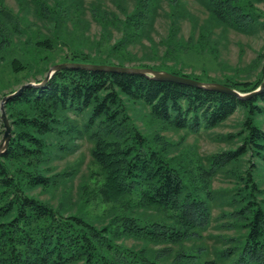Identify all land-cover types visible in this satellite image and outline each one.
Returning <instances> with one entry per match:
<instances>
[{
    "label": "trees",
    "instance_id": "obj_1",
    "mask_svg": "<svg viewBox=\"0 0 264 264\" xmlns=\"http://www.w3.org/2000/svg\"><path fill=\"white\" fill-rule=\"evenodd\" d=\"M263 2L18 0L22 18L49 28L31 35L29 25L11 26L8 9L0 15V87L9 90L2 96L40 82L57 62L133 63L252 91L264 77V51L247 64L241 45L235 63L223 54L231 33L264 31ZM161 19L166 31L156 40ZM92 21L98 35L89 44L77 34ZM136 106L161 128L193 134L239 108L244 117L221 136L235 145L206 156V165L156 130L142 131L130 113ZM4 107L11 137L0 155V264H264V89L239 99L139 74L66 68ZM84 138L91 168L74 190L80 163L58 168L55 160ZM223 170L235 182L216 193ZM214 203L221 211L213 218ZM213 221L221 232L206 234Z\"/></svg>",
    "mask_w": 264,
    "mask_h": 264
},
{
    "label": "rangeland",
    "instance_id": "obj_2",
    "mask_svg": "<svg viewBox=\"0 0 264 264\" xmlns=\"http://www.w3.org/2000/svg\"><path fill=\"white\" fill-rule=\"evenodd\" d=\"M259 6L264 10V2L259 4ZM18 7H19L18 0H0V9H1L0 15H3L4 17L8 9V12H10L14 18V20L12 21V24L11 22H9V24H11V26L15 25L16 28L20 27L19 25L23 27L29 25L26 29L30 32L31 35H34V33L38 29L41 30L42 28H44L43 27L44 25L42 24L41 21H39L40 23H37V22L34 23L35 20L33 16L31 15L24 14L22 18V14L18 11ZM86 16L88 17V19H91L89 15H86ZM3 19L4 18H2L1 21H3ZM1 21H0V24H1ZM47 28L49 27L44 28L45 31H47ZM165 31H166V23L164 22V20L161 19V21L157 23V32L154 33V38H156V40L159 39L161 36L165 34ZM97 32H98V25L92 21L90 28L87 31V34L85 33L83 38L81 35L77 34V37L80 38L81 41L83 40L84 42L88 41V43L90 44V42L92 41L90 39H93L94 37H96L98 35ZM183 33L184 35L187 34L186 26H184ZM85 37H88L87 38L88 40L84 39ZM229 38L231 42L229 46V51H227L226 53L224 52L223 55L231 63L236 62L238 47L240 45L243 46V49H244V57H243L244 64L249 63L256 56V53L258 51L259 52L264 51V31L261 29L257 30L252 35H242V34H237V33H231L229 35ZM16 44L18 45V43ZM84 50L88 51L87 49H84ZM44 53L46 52L43 51L42 55ZM53 56H56L55 52ZM149 63L151 62L149 61ZM131 64L133 63H130V64L127 63L126 65H131ZM184 70L186 72H190L191 68L187 66ZM193 71L195 73H200L201 68L200 67L194 68ZM209 74L210 76H213L214 72L210 71ZM37 77L40 78V75H38ZM7 91L9 90L2 89L0 87V99L2 97V93H5ZM147 112H148L147 108H142L140 106H136L135 110H130L131 117L133 118L135 123L139 126V128L142 131L149 133V131L156 130L157 133H159V135L166 137L172 142L179 143L178 144L179 147L183 148V150L185 149L189 153V156L191 155V157H193L195 153L201 160V163L206 164V165H207L206 156L213 154V153L220 152L223 149H226L228 147L235 145L232 143L229 144L223 138H221V136L227 133H234L235 131H237L240 127L241 120L244 117V111L241 108H239L231 117H229L224 123H222L217 128L210 130V131H200L197 134H193V133H188L184 130H173V129L161 128L160 126H158L157 123L148 121L147 119L148 116H146ZM263 121L264 119H262V123H260L261 124L260 126L264 129ZM2 132H3V126L1 127L0 139L2 136ZM77 144L79 145V148L76 151L68 154L67 156H64L63 159L55 160V163L58 168H63L66 164H70V163H75V162L80 163V174L73 179L74 190L78 186L79 181L86 174H88V171L91 168L90 150L92 147V143L90 142V140H88V138H84L82 140L81 139L77 140ZM244 166L242 167L243 169L245 168ZM261 173L262 175L259 174L258 177L263 176L261 185L262 187H264V168L261 169ZM256 179L259 180L257 177ZM234 182H235V176L231 174L229 175L225 170H223L214 177L213 187L215 190H217L216 193L220 191L222 192L223 190L227 191V190H230V188L234 185ZM224 209H227V207L224 206ZM96 211L97 210H95L94 212ZM220 211H221L220 206L217 203H214L212 206L213 218L218 216ZM221 230L222 229H218L215 226V222L213 221L205 233L206 234L207 233L216 234V233L221 232ZM132 242H133L132 239L126 240L127 244H131Z\"/></svg>",
    "mask_w": 264,
    "mask_h": 264
},
{
    "label": "water",
    "instance_id": "obj_3",
    "mask_svg": "<svg viewBox=\"0 0 264 264\" xmlns=\"http://www.w3.org/2000/svg\"><path fill=\"white\" fill-rule=\"evenodd\" d=\"M86 69L97 71H110L119 73L139 74L157 81H169L178 84L191 85L198 88L212 90L217 92L228 93L239 99H249L250 97L260 93L264 89V77L261 83L249 92H240L229 86L215 81H202L182 75H177L162 69H153L150 67H141L134 65H117V64H103V63H84V62H57L51 65L45 73L40 82L29 81L22 83L15 90L6 93L0 99V122L3 126V132L0 139V155L7 149L9 139L11 137V124L5 112V103L7 100L20 95L26 88L42 86L50 77L58 70L61 69Z\"/></svg>",
    "mask_w": 264,
    "mask_h": 264
}]
</instances>
